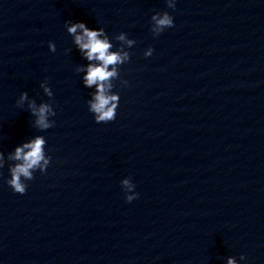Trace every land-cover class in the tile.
I'll return each instance as SVG.
<instances>
[{
    "label": "water",
    "instance_id": "obj_1",
    "mask_svg": "<svg viewBox=\"0 0 264 264\" xmlns=\"http://www.w3.org/2000/svg\"><path fill=\"white\" fill-rule=\"evenodd\" d=\"M163 11L175 27L153 38ZM68 20L137 42L111 123L88 112ZM46 78L56 124L38 133L15 101H47ZM36 134L47 173L20 195L0 170V264H264V0H0V151Z\"/></svg>",
    "mask_w": 264,
    "mask_h": 264
},
{
    "label": "clouds",
    "instance_id": "obj_2",
    "mask_svg": "<svg viewBox=\"0 0 264 264\" xmlns=\"http://www.w3.org/2000/svg\"><path fill=\"white\" fill-rule=\"evenodd\" d=\"M167 8L176 9L177 0H165ZM175 27V18L168 12H154L150 17V31L153 38L162 35L166 29ZM67 34L72 38V44L79 52L85 63L75 67V72L80 75L83 87L89 89L87 100L88 112L92 114L97 124H108L115 121L121 96L114 89L119 81L121 87H127L129 81L121 77V68L131 61L130 50L136 45V40L129 38L126 32L110 36L104 27L89 28L81 21L68 20L64 23ZM48 49L55 53V42L49 41ZM72 49H67L71 53ZM154 49L149 46L143 53L145 58L153 55ZM47 101L39 103L29 96L27 91L19 94L15 101L18 109L26 110L31 119V126L38 133H45L55 127L57 115L54 106V92L50 81L46 78L39 84ZM48 141L42 134L31 136L18 144L12 151L5 154L0 151V170L8 169L9 177L6 184L16 194L24 195L28 188V181L35 178V173H47L52 156L47 150ZM3 175V174H2ZM0 175V176H2ZM125 194V202L131 204L139 199L136 184L130 177L120 181ZM246 261L241 254L239 261L234 256L226 259V264H239Z\"/></svg>",
    "mask_w": 264,
    "mask_h": 264
}]
</instances>
